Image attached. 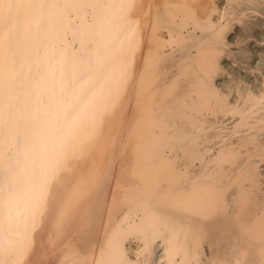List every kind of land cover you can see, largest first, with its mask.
<instances>
[{
	"label": "bare ground",
	"instance_id": "obj_1",
	"mask_svg": "<svg viewBox=\"0 0 264 264\" xmlns=\"http://www.w3.org/2000/svg\"><path fill=\"white\" fill-rule=\"evenodd\" d=\"M261 3L0 0V264H264V79L216 83Z\"/></svg>",
	"mask_w": 264,
	"mask_h": 264
},
{
	"label": "rangeland",
	"instance_id": "obj_2",
	"mask_svg": "<svg viewBox=\"0 0 264 264\" xmlns=\"http://www.w3.org/2000/svg\"><path fill=\"white\" fill-rule=\"evenodd\" d=\"M260 5H258V8H257L260 10V13H258V14L260 15V17L263 16L262 21L264 22V3H261ZM71 16L74 17L73 14H71ZM237 28H239V27H237ZM235 30L237 31L236 26L228 33V35H227L228 39L233 37L232 40H234V37L237 38L238 35H237ZM262 31H258L256 33H254V35H252L254 37L250 38L251 40H253V38H255L254 39L255 41L252 42V43H254V42L255 43L254 44L251 43L252 44L251 46L253 48L251 46H248V45L244 46V48H243V46L242 47L239 46L238 43L235 44L238 49H236L234 51V49L232 47L233 50L231 49V51H232V53H234V55L231 53L232 55L230 54L228 59L224 61L225 63L223 62L224 63L223 68L224 69L221 70V73H220L221 75L219 74V76L217 78L218 81L216 80V83L218 82L219 84L218 83L217 84L220 85L219 88L222 89V87H224L225 86L224 84L226 83L228 88L225 86L222 90H224V89L228 90L229 87L234 86V85L237 86L238 88H243L245 86V87H249V88L253 89L255 86L254 84L258 83L259 80L264 79V60L262 61L260 59H257L259 57L258 56L260 53L259 51L261 49L264 50V39H263L264 38V30H262ZM66 38H67V43L71 44L72 40L68 34L66 35ZM256 39L257 40L260 39V41H257ZM256 42H259L260 44L256 43ZM257 44L259 45L258 47H257ZM73 45H74V43H73ZM233 45L234 44H232V46ZM242 49H243V51H241ZM238 50H240V53H238L239 52ZM239 56H240V58H239ZM246 69H247V71H246ZM246 73H248L249 75ZM166 76H167V79L165 80V84L162 87H160L158 90L154 91L152 93L151 98L149 100H145V102H144V113L147 117V120H146L145 126H143L144 127L143 137H147V138L151 137L152 129L154 128L155 120L158 119V116H160L164 112V107L166 105L167 95H168V92L170 91V89L172 88L171 84L169 83V80L171 79V76H172L171 72H168ZM232 81H233V84L231 83L232 84L231 85L230 82H232ZM23 82H24L23 80H20V81H18V84L23 86ZM229 84H230V86H229ZM25 91L27 93L20 94L19 96L22 97L24 95H27V96H30L31 99H33L34 93L36 91L29 90V89H25ZM229 99H230V97H229ZM263 101H264V99H263ZM22 126H24V125L21 123L20 125L13 127L12 130H14V132H12V133L19 134L21 131L18 132V130H20L22 128ZM5 133L6 132H3L2 134L5 135ZM14 136H19V135H14ZM216 152H213L212 157H214L216 155ZM7 156L12 158L13 152L12 153L7 152ZM1 174H2V176H0V178L6 177L5 174H3V173H1ZM63 250H65V249H62L61 252ZM42 251H43V249H42ZM60 254L61 253L57 254L56 257H54V258L49 256L46 259L47 261H45L44 264H58V262L62 259L60 257V256H62V254L61 255Z\"/></svg>",
	"mask_w": 264,
	"mask_h": 264
}]
</instances>
